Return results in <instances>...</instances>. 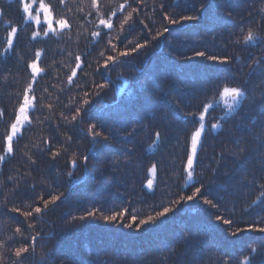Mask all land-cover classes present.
Instances as JSON below:
<instances>
[{"label": "trees", "instance_id": "trees-1", "mask_svg": "<svg viewBox=\"0 0 264 264\" xmlns=\"http://www.w3.org/2000/svg\"><path fill=\"white\" fill-rule=\"evenodd\" d=\"M261 228L264 0H0V264H264Z\"/></svg>", "mask_w": 264, "mask_h": 264}, {"label": "snow or ice", "instance_id": "snow-or-ice-1", "mask_svg": "<svg viewBox=\"0 0 264 264\" xmlns=\"http://www.w3.org/2000/svg\"><path fill=\"white\" fill-rule=\"evenodd\" d=\"M23 11L25 13H27L29 11L28 5L26 3L24 4ZM45 11H47V9H45ZM165 18L166 19H170V23H172V24H177L179 22L176 19H171L169 17H165ZM197 19H198V17L195 16V15H183V16L180 17V20L181 21H195ZM106 23H107L106 21L101 20V24H106ZM60 24H61V26H63L65 24V22L63 20H61L60 21ZM48 27H49V29L52 28V21L50 19L48 20ZM107 27L108 28H111L112 25L110 23H108L107 24ZM165 31H168V29L165 28ZM13 32H15V29H13ZM246 39L249 40V41L252 40L253 39V34L251 32H249V34H248V36H247ZM8 43L9 44L12 43L11 38L9 39ZM139 47H143V45H139ZM196 55L198 57H204L205 56V53L204 52H197ZM112 59H113L112 57H109V60H112ZM207 59L216 60L217 58L215 56H208ZM32 68L35 70V65L34 64L32 65ZM224 91L225 92H230L233 95L234 98L235 97H239V96L242 95V92H241V90L239 88H231V89L225 88ZM28 103L29 102H28L27 97H26L25 98V105H27ZM21 111H23V108L21 109ZM203 119H204V117L201 116L200 117V120L203 121ZM203 128H204V125H203V123H201V127L199 129H197L195 132H193V134L191 136V149H192V152L187 157V167L189 169V171H188L187 174H188L189 179L192 178V171L194 170L193 169V161H194V157L196 155L198 140L201 137V132L203 131ZM16 130H17V125L16 124H13L12 125V131H13V133H15ZM155 135L157 137H159L160 136V133L157 132ZM11 138L12 137L9 136V139H11ZM104 139L106 140L107 137H105ZM87 162H88V157H85V163H87ZM75 164H76V162L73 161V166H75ZM200 193H201V189L199 187H197L195 189V192L192 193V195H189L187 197H181V201H183V200L192 201L194 199V197H196L197 194H200ZM58 198L59 197L53 196L52 197L53 202L56 201ZM204 203L211 205L212 204V201L211 200H208V199H205L204 200ZM46 207H47V202L45 203V208ZM35 211L37 213H40L41 212V209L39 207H37L35 209ZM169 211H170V209L167 208V207H165L164 208V211L162 213H157V216H163L165 213H168ZM89 215H93V214L92 213H89ZM118 215L120 217H123V213H117V214H113V215H110V216L109 215H105V216H103V219L106 220V221H116ZM81 219H83V217H81ZM154 219H155L154 217L149 216L147 221L141 220L140 221V224L141 225L146 224V223H148V221H153ZM217 219H220V217H217ZM132 220L135 221L136 220V217L133 216L132 217ZM224 223L225 224H228V223H230V221L224 220ZM125 226L131 228L132 227V223H128ZM17 231H19V229H17ZM259 231L264 232V228L259 229ZM28 252H29V248L28 247H20V248H17L16 251H15V256L18 257L19 260L16 261V264H23V261L27 259V256L24 255V254H27Z\"/></svg>", "mask_w": 264, "mask_h": 264}, {"label": "rangeland", "instance_id": "rangeland-1", "mask_svg": "<svg viewBox=\"0 0 264 264\" xmlns=\"http://www.w3.org/2000/svg\"><path fill=\"white\" fill-rule=\"evenodd\" d=\"M28 8H30V7H28ZM44 9H46V8H44ZM49 19L52 21V28L51 29H49V27H48V20ZM34 20H35V23L37 25H40V24L45 25L46 26V30L48 32H52L56 28V26H55V24H54V22L52 20V16L49 14L48 11L43 10L41 13H39V15L34 16ZM230 97H233V95L230 92H226L225 95H224V98H222L223 99L222 102L225 103V104L232 105L233 103H232ZM238 98L239 97H235L233 102L238 103L237 102ZM28 102H30V101H28ZM26 107H28V104L26 105ZM26 124H27V112H25L23 110V111H20V113H19L18 119L16 121L17 130H16L15 133L12 132V136L18 135V133L20 132L21 128L24 125H26Z\"/></svg>", "mask_w": 264, "mask_h": 264}]
</instances>
